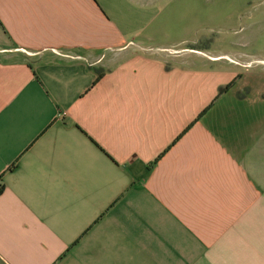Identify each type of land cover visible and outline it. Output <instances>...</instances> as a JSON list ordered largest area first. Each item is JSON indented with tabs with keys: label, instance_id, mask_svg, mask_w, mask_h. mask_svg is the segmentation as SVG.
Segmentation results:
<instances>
[{
	"label": "crops",
	"instance_id": "1",
	"mask_svg": "<svg viewBox=\"0 0 264 264\" xmlns=\"http://www.w3.org/2000/svg\"><path fill=\"white\" fill-rule=\"evenodd\" d=\"M145 7L0 0V264H264V59Z\"/></svg>",
	"mask_w": 264,
	"mask_h": 264
},
{
	"label": "rangeland",
	"instance_id": "2",
	"mask_svg": "<svg viewBox=\"0 0 264 264\" xmlns=\"http://www.w3.org/2000/svg\"><path fill=\"white\" fill-rule=\"evenodd\" d=\"M163 45L264 59V0H145ZM142 3L139 2L138 6Z\"/></svg>",
	"mask_w": 264,
	"mask_h": 264
},
{
	"label": "trees",
	"instance_id": "3",
	"mask_svg": "<svg viewBox=\"0 0 264 264\" xmlns=\"http://www.w3.org/2000/svg\"><path fill=\"white\" fill-rule=\"evenodd\" d=\"M194 49H196V48H194ZM229 89V86L228 87H226L225 89H222L221 91H220V93H224L226 90H228ZM3 191H4V187L3 186H1L0 187V195L3 193Z\"/></svg>",
	"mask_w": 264,
	"mask_h": 264
}]
</instances>
